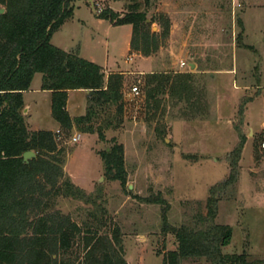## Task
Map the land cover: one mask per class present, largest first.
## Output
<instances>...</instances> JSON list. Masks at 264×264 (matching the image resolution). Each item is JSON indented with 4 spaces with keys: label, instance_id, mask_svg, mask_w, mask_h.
<instances>
[{
    "label": "rangeland",
    "instance_id": "rangeland-1",
    "mask_svg": "<svg viewBox=\"0 0 264 264\" xmlns=\"http://www.w3.org/2000/svg\"><path fill=\"white\" fill-rule=\"evenodd\" d=\"M137 1L147 6L148 16L162 13L170 20L169 36L155 54L146 57L130 49L129 25L113 26L95 17L108 3L123 14L130 0L76 1L75 16L51 39L66 51L79 48L80 57L104 67L106 76H124L122 121L103 130V140L97 133L76 129L69 137L61 133L56 138L58 146L66 149L64 173L85 196L58 197L55 208L99 233L118 227L128 264H161L162 257L177 248L174 235L163 231L165 226L196 224L197 216L206 213L209 188L227 177V157L238 141L239 106L247 98L239 125L246 142L238 181L219 200L215 223L232 231L223 254H245L247 264H264V0ZM238 19L243 24V43L253 50L235 42ZM151 30L157 31V25ZM163 71L196 72L204 112L182 120L177 108L168 105L162 116L148 122L143 94L132 96L130 88L138 85L141 90L146 74ZM40 81L37 73L25 95L31 104L26 121L30 129L48 130L55 121L48 97L34 90ZM103 119L105 115L98 117L94 127ZM155 127L164 130L163 139ZM75 135H79L77 143L71 141ZM112 140L122 146L130 194L104 174L98 152L108 150ZM134 195L157 196L165 203L146 204ZM181 264L210 263L194 257Z\"/></svg>",
    "mask_w": 264,
    "mask_h": 264
},
{
    "label": "trees",
    "instance_id": "trees-1",
    "mask_svg": "<svg viewBox=\"0 0 264 264\" xmlns=\"http://www.w3.org/2000/svg\"><path fill=\"white\" fill-rule=\"evenodd\" d=\"M76 1L88 2L0 0V264H128L118 227L99 233L97 228L81 226L55 208L58 197L85 196L65 175L66 149L58 146L56 138L61 133L69 137L76 129L97 133L103 140V130L117 127L123 113V74L106 76L102 67L80 57L79 48L66 51L51 43L53 34L73 18ZM124 9L120 14L105 6L95 17L113 26L129 25L130 49L146 57L155 54L169 36V18L162 13L148 16L147 6L137 0H130ZM153 24L157 31L151 30ZM237 25L236 44L253 50L243 43L240 19ZM37 73L41 74L40 89L51 93L50 113L59 125L57 133L32 131L26 126L23 92ZM196 77V72L146 74L141 87L146 120L152 122L162 116L168 105L177 108L182 120H190L200 110L204 112L206 103ZM70 90L87 91L85 112L74 118L66 110ZM249 101L243 99L239 106V123L235 126L238 141L227 157V177L209 188L206 213L197 216L196 224L165 226L163 231L174 235L177 248L168 251L161 264H181L183 259L194 257H203L210 264H247L245 254L221 252L230 244L232 231L216 224L215 218L219 200L238 181V162L246 142L239 125ZM101 115L105 119L96 128L93 123ZM154 131L164 138V130L155 127ZM112 141L108 150L98 152L104 174L130 194L122 146ZM29 150L36 157L23 163L22 154ZM134 198L146 204L165 203L157 196ZM100 211L103 214L104 210Z\"/></svg>",
    "mask_w": 264,
    "mask_h": 264
},
{
    "label": "crops",
    "instance_id": "crops-1",
    "mask_svg": "<svg viewBox=\"0 0 264 264\" xmlns=\"http://www.w3.org/2000/svg\"><path fill=\"white\" fill-rule=\"evenodd\" d=\"M84 3H86V2H84ZM108 6H109V3H108ZM74 16H75V12H74ZM245 27H246L245 28L246 29L245 34L248 36L246 22H245ZM100 67H102V66H100ZM102 68H104V67H102ZM31 85L32 84H30V87H29V89L27 91L23 92L24 109H23L22 113L25 116V118L29 117L30 116V113H31V104L28 103L26 101V99H25V95L27 93H29L30 90H31V87H32ZM40 85H41V81H40V84L38 85L39 87H37V89H34V90H35V92L40 91L42 94H45L48 97L47 100H48V104H49V107H50V97H51V93L49 91L41 90L40 89ZM86 94H87V91H84V90H70V91L67 92L66 110H67V112H68V114H69V116L71 118H74V117H77V116H81V115L84 114V112H85V106H86V103H85ZM26 126H27V128L29 130H32V131H36L37 130V129H30L29 128V125L27 124V121H26ZM48 130L57 133L59 131V125H58V123L55 122V124L50 129H48Z\"/></svg>",
    "mask_w": 264,
    "mask_h": 264
},
{
    "label": "water",
    "instance_id": "water-1",
    "mask_svg": "<svg viewBox=\"0 0 264 264\" xmlns=\"http://www.w3.org/2000/svg\"><path fill=\"white\" fill-rule=\"evenodd\" d=\"M89 3L92 4V0H88ZM3 12V9H0V13ZM190 68L193 69L194 68V64H190ZM36 154L34 151H26L22 154V162L23 163H28L31 159L35 158Z\"/></svg>",
    "mask_w": 264,
    "mask_h": 264
},
{
    "label": "built area",
    "instance_id": "built-area-1",
    "mask_svg": "<svg viewBox=\"0 0 264 264\" xmlns=\"http://www.w3.org/2000/svg\"><path fill=\"white\" fill-rule=\"evenodd\" d=\"M182 65H185V63H182ZM141 90L138 85H134L130 88V95L132 96H138L141 95ZM71 141L74 143H77L79 141V135H75L71 138ZM262 147H264V142L262 143Z\"/></svg>",
    "mask_w": 264,
    "mask_h": 264
}]
</instances>
